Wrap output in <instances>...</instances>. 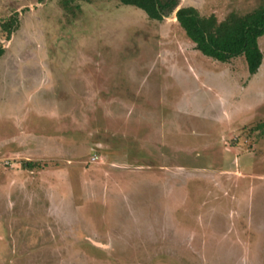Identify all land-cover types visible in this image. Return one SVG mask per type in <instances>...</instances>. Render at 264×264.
Segmentation results:
<instances>
[{
	"label": "rangeland",
	"instance_id": "1",
	"mask_svg": "<svg viewBox=\"0 0 264 264\" xmlns=\"http://www.w3.org/2000/svg\"><path fill=\"white\" fill-rule=\"evenodd\" d=\"M77 4L0 0V264H264V34L251 74L175 12Z\"/></svg>",
	"mask_w": 264,
	"mask_h": 264
},
{
	"label": "trees",
	"instance_id": "2",
	"mask_svg": "<svg viewBox=\"0 0 264 264\" xmlns=\"http://www.w3.org/2000/svg\"><path fill=\"white\" fill-rule=\"evenodd\" d=\"M80 1L88 3L95 0H61V4L65 10L74 13L79 7L77 2ZM112 1L135 6L143 10L148 18L158 21L175 12L177 22L194 43L195 48L214 60L225 63L244 56L251 74L257 72L262 63L263 54L258 39L264 34V4L246 13L231 11L223 19H219L214 13L201 14L192 5H183L177 9L180 0ZM16 16L17 14L10 16L2 23L8 37L17 25ZM3 52V46L0 44V56Z\"/></svg>",
	"mask_w": 264,
	"mask_h": 264
},
{
	"label": "water",
	"instance_id": "3",
	"mask_svg": "<svg viewBox=\"0 0 264 264\" xmlns=\"http://www.w3.org/2000/svg\"><path fill=\"white\" fill-rule=\"evenodd\" d=\"M178 8H179V7H178ZM178 8H177V9H178ZM177 9H176V10H177Z\"/></svg>",
	"mask_w": 264,
	"mask_h": 264
}]
</instances>
